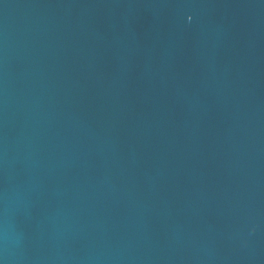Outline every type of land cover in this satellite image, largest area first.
<instances>
[{
  "label": "water",
  "instance_id": "obj_1",
  "mask_svg": "<svg viewBox=\"0 0 264 264\" xmlns=\"http://www.w3.org/2000/svg\"><path fill=\"white\" fill-rule=\"evenodd\" d=\"M0 264H264V0H0Z\"/></svg>",
  "mask_w": 264,
  "mask_h": 264
}]
</instances>
